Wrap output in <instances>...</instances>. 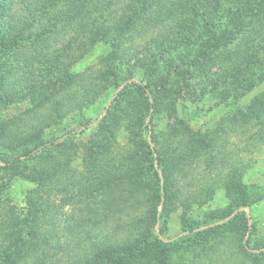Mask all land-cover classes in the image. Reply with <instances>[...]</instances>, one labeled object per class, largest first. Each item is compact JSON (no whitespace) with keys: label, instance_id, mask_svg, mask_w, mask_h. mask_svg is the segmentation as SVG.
<instances>
[{"label":"trees","instance_id":"obj_1","mask_svg":"<svg viewBox=\"0 0 264 264\" xmlns=\"http://www.w3.org/2000/svg\"><path fill=\"white\" fill-rule=\"evenodd\" d=\"M141 27L145 38L155 34L148 58L125 43L131 33H141ZM67 29L73 33L69 43L53 46L54 37ZM98 41L109 50L90 84L65 104L68 110L92 105L109 87L108 78L118 88L122 81L116 80L117 71L127 82L103 108L97 136L82 150V169L73 170L60 140L85 133L89 123L80 122L59 137L44 135L52 124L64 122L66 115L59 111L65 99L60 93L79 78L68 67L76 56L72 45L78 55H86ZM263 80L264 0H0V203L14 198L15 179L36 186L17 205L8 204L0 218V264H18L38 241L51 246L56 233L44 229V220L55 215L57 192L64 197L108 192L113 196L104 209L117 213L132 202L145 206L144 215L134 219L137 227L121 242L101 243L68 264H184L180 260L186 250L211 255L210 249L217 246L231 248L233 257L264 263V232L248 224L243 210L264 200V184L245 181L250 160H230L221 176L231 208L202 215L195 204L209 201L214 187L203 185L185 197L187 184H175L171 167L166 168L188 177L197 155L215 145L208 132L178 117L180 108L207 97L215 99L214 104L236 101ZM131 91L142 101L138 108L123 110ZM24 97L31 106L20 117L6 116L14 99ZM50 103L45 124L25 129L22 116ZM161 114L170 122L171 144L164 150L155 147L154 136ZM259 124L264 125V119ZM120 129L126 133L124 146L115 144ZM62 153L65 165L58 157ZM170 155L176 157L171 163ZM177 200L183 204L179 231L169 234ZM210 236L214 242L207 245Z\"/></svg>","mask_w":264,"mask_h":264},{"label":"rangeland","instance_id":"obj_2","mask_svg":"<svg viewBox=\"0 0 264 264\" xmlns=\"http://www.w3.org/2000/svg\"><path fill=\"white\" fill-rule=\"evenodd\" d=\"M141 28L143 29L141 33H131L130 38L125 43L127 46L132 45L131 47L140 49V56L148 58V53L146 52L150 50L155 34L153 37L145 38V27ZM72 29H67L65 32L55 36L53 46H66V42L69 43L71 40L70 34L73 35ZM135 32L138 31L136 30ZM242 39L244 40L245 37H241ZM255 41H258V38ZM253 43V40L249 41V44ZM237 44L240 45V42H236L235 45ZM233 46H230L229 49H233ZM72 48V53L76 56L73 64L68 65V67L78 73L79 78L71 88L60 93L65 99L59 111L62 115H66L64 122L61 125L52 124L46 130L44 139H49L55 135L59 137L67 129L76 128L80 122H88L89 127L85 133L73 136L68 140H60V143L64 145L61 148H66L64 152L68 154L69 166H72L73 170H81L82 150H84L88 140L97 136L95 133H97L99 128V119L103 115V108L110 105L112 96L124 87L127 78L124 73L117 71L119 76L116 80L122 81L118 88L114 80L108 78L109 89L107 88L102 95L98 96L92 105L75 111L68 110L65 104H69L71 99H75V96L81 93L84 84H90V77L92 76L94 79L96 69L99 66L98 63L109 50L108 45L102 41H98L86 55H78L80 51L76 44H73ZM52 72L54 74L57 73L56 76L60 73L55 68L52 69ZM112 77L115 79L114 76ZM130 82L128 83L131 84ZM132 91L130 92L131 96H127L123 100V105H125L123 110L130 107L133 109L138 108L139 102L142 101L140 94H135ZM25 100L26 97L14 99L10 109L5 112L6 116L22 114L27 107L31 106L29 101ZM189 101L186 103V107L180 108L178 117L185 118L194 129L200 128L205 134L208 132L211 135L209 136V141L215 144L214 148L197 155L198 157L194 161V173L190 171L188 174L190 176L188 177L186 172L183 174L173 172L172 166L168 165L166 168L170 171L171 167L172 175L175 176V184L177 182L181 185L187 184L182 191L187 194L185 197L190 198V194L197 193L203 185L214 187L209 201L200 207L195 204L196 212L202 215L214 209L228 211L231 207L226 191L222 188L221 176L227 169L230 160L238 156L250 160L252 166L245 176V181L247 183L264 184V125L259 124L264 119V105H260L261 103L264 104V80L236 101L214 104L215 99L210 97L200 98L197 102L190 101V103ZM258 104L260 107H258ZM50 106L53 107L50 103L43 109L40 108L29 112V116H22L21 124H24L25 129L44 125L45 121L42 119L47 116L49 110L51 112ZM247 107H250V109H246ZM54 112L57 111L53 110L51 114L54 115ZM168 123L170 122L164 114H161L154 123L155 147L160 148V150L167 149L171 144V141H169L170 135L167 133L169 129ZM218 134H220L219 137ZM116 136L117 141L115 144L124 146L126 144V133L120 129ZM206 136L204 138H207ZM204 153L205 156H203ZM58 157L62 165L67 164L63 153ZM172 159L176 160L175 155L168 157L170 163ZM70 174L72 176V171ZM15 180L12 189L14 198H12L10 203L17 205L23 199L25 193L29 189H36V186L20 179ZM110 196H113V194L103 192L90 194L87 197H69V195L64 197V194L57 192L53 196V199L58 203L55 208V215L44 220V229H54L56 233L50 239L49 243H51V246H46L40 241L31 244L18 264H68L73 261L77 262L81 256L90 252L91 249L101 243L121 242L124 237L137 227L134 219L144 215L145 206L132 202L128 206L121 208L123 211L119 213L115 212L116 209L113 211V208L106 210L104 206L109 203ZM64 198L69 200L68 204L64 202ZM10 203L8 200L0 203V218ZM174 206H176L177 210L171 215L169 234H175L179 231V215L183 204L180 205V201L177 200ZM243 210H245L248 224L253 223L263 233L264 200L254 204L251 208H244ZM231 213H235V209ZM213 242V238L211 236L208 237L207 245H211ZM210 250H214L211 255L210 252L205 254L200 251L194 252L191 249L186 250L180 261L184 264H264L262 261H251L250 257H245L244 255L233 257L231 248L222 249L217 246L216 249L211 248Z\"/></svg>","mask_w":264,"mask_h":264},{"label":"water","instance_id":"obj_3","mask_svg":"<svg viewBox=\"0 0 264 264\" xmlns=\"http://www.w3.org/2000/svg\"><path fill=\"white\" fill-rule=\"evenodd\" d=\"M148 140H149V142H151V140H150V133L148 134Z\"/></svg>","mask_w":264,"mask_h":264}]
</instances>
